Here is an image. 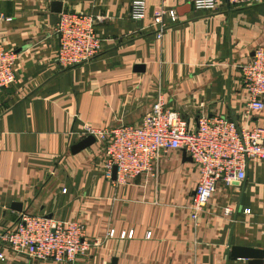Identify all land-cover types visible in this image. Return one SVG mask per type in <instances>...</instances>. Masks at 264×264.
Wrapping results in <instances>:
<instances>
[{
	"label": "crops",
	"instance_id": "obj_1",
	"mask_svg": "<svg viewBox=\"0 0 264 264\" xmlns=\"http://www.w3.org/2000/svg\"><path fill=\"white\" fill-rule=\"evenodd\" d=\"M131 1L0 0V42L16 53V83L0 96V232L26 214L79 223L88 240L100 242L71 263L0 248V264H252L249 251L264 250L263 161L247 162L240 185L219 184L193 221L199 174L183 151L163 155L153 177L125 185L105 178L97 138L73 153L90 136L87 126L139 125L158 94L190 129L200 117L264 129V108L247 109L241 81V67L264 45V2L221 3L210 13L195 11L191 0H143L145 18L133 21ZM158 9L178 15L161 39L152 25ZM63 12L101 18L100 52L70 69L56 58ZM109 230L113 238H105Z\"/></svg>",
	"mask_w": 264,
	"mask_h": 264
},
{
	"label": "built area",
	"instance_id": "obj_2",
	"mask_svg": "<svg viewBox=\"0 0 264 264\" xmlns=\"http://www.w3.org/2000/svg\"><path fill=\"white\" fill-rule=\"evenodd\" d=\"M261 2L264 0H191V5L195 11L216 13L221 3L232 6ZM145 12L143 0L131 1V20H143ZM100 19L91 14L60 13L54 30L58 41L57 64L62 69L89 62L100 52L102 40L95 30V24ZM177 19L174 10H156L152 16V25L158 28L156 38L161 39V31L169 24L177 23ZM15 61L16 53L0 42V96L16 83ZM241 81L248 95L247 109L262 110L264 45L257 47L248 63L241 67ZM85 132L104 145V176L111 179L115 167L114 181L118 185H125L139 177L153 176L163 155L185 152L199 174L189 205L193 221L203 212L219 184L240 185L245 179L249 160L264 162V129H240L235 121L223 117H200L196 128L190 129L178 113L166 108L160 94L139 125H123L109 132L87 126ZM243 212L249 214L250 211ZM225 214H230V210L226 209ZM115 234L114 230H109L105 238H113ZM150 235L148 232L146 238L149 239ZM118 236L121 239L131 237L132 231L121 232ZM99 246L98 240L90 241L85 237L81 224L45 216L21 214L10 228L0 232V248L36 261L71 263ZM0 260H3L2 254Z\"/></svg>",
	"mask_w": 264,
	"mask_h": 264
},
{
	"label": "water",
	"instance_id": "obj_3",
	"mask_svg": "<svg viewBox=\"0 0 264 264\" xmlns=\"http://www.w3.org/2000/svg\"><path fill=\"white\" fill-rule=\"evenodd\" d=\"M56 6H60L59 4ZM58 11L56 12H60L59 9H57ZM94 143V137L89 136L87 138H85L83 141H81L80 143H78L77 145H75L72 149L73 153H77L79 151H81L82 149L86 148L87 146H89L90 144ZM182 158L183 161H187V162H192L190 157H187L185 155V152L182 153ZM116 178V168L113 167L112 169V176L111 179L115 180ZM14 210L16 211H21V205H15L13 204L12 207ZM235 248L231 249V256L233 257H237L236 255V250H234ZM247 258H250L251 260H253L252 264H263V259H264V250L263 251H249L248 256L246 255Z\"/></svg>",
	"mask_w": 264,
	"mask_h": 264
},
{
	"label": "rangeland",
	"instance_id": "obj_4",
	"mask_svg": "<svg viewBox=\"0 0 264 264\" xmlns=\"http://www.w3.org/2000/svg\"><path fill=\"white\" fill-rule=\"evenodd\" d=\"M154 176V175H153ZM153 176H151V177H153ZM150 177V176H149ZM150 180L149 181H151V182H153L154 181V179L153 178H149ZM153 180V181H152Z\"/></svg>",
	"mask_w": 264,
	"mask_h": 264
}]
</instances>
